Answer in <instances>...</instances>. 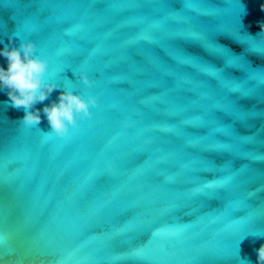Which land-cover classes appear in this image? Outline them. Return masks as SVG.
<instances>
[{
  "label": "water",
  "instance_id": "1",
  "mask_svg": "<svg viewBox=\"0 0 264 264\" xmlns=\"http://www.w3.org/2000/svg\"><path fill=\"white\" fill-rule=\"evenodd\" d=\"M262 6L0 0V49L34 41L45 82L98 100L60 138L61 89L39 126L0 90V264H259Z\"/></svg>",
  "mask_w": 264,
  "mask_h": 264
},
{
  "label": "clouds",
  "instance_id": "2",
  "mask_svg": "<svg viewBox=\"0 0 264 264\" xmlns=\"http://www.w3.org/2000/svg\"><path fill=\"white\" fill-rule=\"evenodd\" d=\"M261 28V33H264V24ZM0 56L7 60V68L0 65V90H6L11 102L10 105L6 102V106L23 109L24 116L19 122L27 126H39L42 120L41 109L35 106L48 100L59 88L54 82H45L49 59L37 55L34 41L21 40L17 47L12 37H9V43L0 49ZM80 80L89 88L95 83L87 74H82ZM59 89L61 90L58 99L46 104L42 111L50 126V130L45 134L65 138L71 129L78 127V118L89 119L93 116L91 108L98 107V100L91 95L85 99L67 87ZM257 252L259 264H264V244Z\"/></svg>",
  "mask_w": 264,
  "mask_h": 264
}]
</instances>
